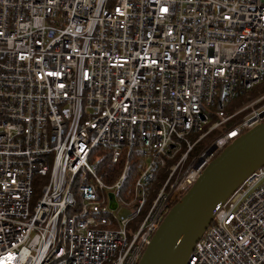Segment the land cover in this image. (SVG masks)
<instances>
[{
    "label": "built area",
    "instance_id": "built-area-1",
    "mask_svg": "<svg viewBox=\"0 0 264 264\" xmlns=\"http://www.w3.org/2000/svg\"><path fill=\"white\" fill-rule=\"evenodd\" d=\"M261 83L264 0H0V264H138ZM187 264H264V165Z\"/></svg>",
    "mask_w": 264,
    "mask_h": 264
},
{
    "label": "water",
    "instance_id": "water-1",
    "mask_svg": "<svg viewBox=\"0 0 264 264\" xmlns=\"http://www.w3.org/2000/svg\"><path fill=\"white\" fill-rule=\"evenodd\" d=\"M264 165V122L233 140L167 213L138 264H187L196 242L225 202ZM111 204L116 206L114 195Z\"/></svg>",
    "mask_w": 264,
    "mask_h": 264
},
{
    "label": "trees",
    "instance_id": "trees-1",
    "mask_svg": "<svg viewBox=\"0 0 264 264\" xmlns=\"http://www.w3.org/2000/svg\"><path fill=\"white\" fill-rule=\"evenodd\" d=\"M247 93V92H246ZM245 93V94H246ZM245 94H241L236 100H242V99H245ZM221 130H217L215 133H213L210 138L214 137L217 133H219ZM98 150H102L101 147L98 148ZM107 158L103 159V161L101 162V173H104L103 171V167L105 166V162H106ZM120 169H117L116 168V172H115V175L117 174V172H119ZM137 175V165H136V162L133 161V163L131 164V167L129 169V172H128V177H127V181L125 183V187L128 186L131 181L133 180V178Z\"/></svg>",
    "mask_w": 264,
    "mask_h": 264
},
{
    "label": "rangeland",
    "instance_id": "rangeland-1",
    "mask_svg": "<svg viewBox=\"0 0 264 264\" xmlns=\"http://www.w3.org/2000/svg\"><path fill=\"white\" fill-rule=\"evenodd\" d=\"M264 90V83H261V84H258L256 85L253 89H251L250 91H248L246 94H245V99H242L241 101L240 100H235L234 103H233V107L236 105H239L242 103V101H245V100H248L252 97H255L257 96L259 93H261L262 91Z\"/></svg>",
    "mask_w": 264,
    "mask_h": 264
}]
</instances>
